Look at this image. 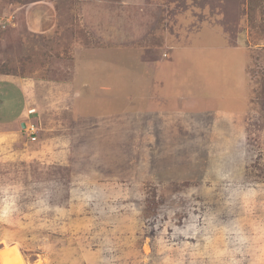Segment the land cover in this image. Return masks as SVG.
<instances>
[{
  "label": "rangeland",
  "instance_id": "obj_1",
  "mask_svg": "<svg viewBox=\"0 0 264 264\" xmlns=\"http://www.w3.org/2000/svg\"><path fill=\"white\" fill-rule=\"evenodd\" d=\"M43 1L0 0V253L264 264V0Z\"/></svg>",
  "mask_w": 264,
  "mask_h": 264
},
{
  "label": "crops",
  "instance_id": "obj_2",
  "mask_svg": "<svg viewBox=\"0 0 264 264\" xmlns=\"http://www.w3.org/2000/svg\"><path fill=\"white\" fill-rule=\"evenodd\" d=\"M44 3V4H43ZM43 3H41L42 4V6H39V7H41V8H37L36 6L34 7V8H32V7H30L28 10H27V14H29L28 16H26V17H29V18H31V17H34V19H35V17L36 18H39V19H42V23H44L45 22V24L44 25H41L40 27H43L44 26V28H47V29H50V28H55L56 26H58V24L60 23V21H62L61 20V18H60V16H58V14H57V11H56V5L54 4V3H52L51 1H47V0H45V1H43ZM35 4H37V3H35ZM42 10V11H41ZM38 11H41L39 14L41 15H38ZM35 14H37L36 16H34ZM30 25H33V24H29V22H28V24H27V26H28V28L29 29H34V27H31ZM37 27H35V29H36ZM37 30V29H36ZM98 49V47H96V48H93V49H90V50H97ZM101 50V49H100ZM112 50H114V51H117V50H119V49H114V48H112ZM109 51H111V50H109ZM163 55L165 56V54H164V52H163ZM107 56V55H106ZM78 59V58H77ZM113 60H108V61H106V63H109L110 65H111V62H112ZM93 64H96V63H93ZM92 64V65H93ZM89 65H91V64H89ZM20 80H24L22 77H21V79ZM35 81V80H34ZM137 81H139V79H137ZM162 81H163V79H162ZM164 81L165 82H167V79H164ZM139 82H141V81H139ZM76 84V83H75ZM162 85H164V82L162 83ZM81 86V85H80ZM21 89H22V92H23V99H25V108L23 109V111H22V115H23V117L25 118V119H23V120H21L22 122L23 121H27V119H26V116L24 115V111H25V109L27 108V107H29L30 105H29V99H28V97H26L27 96V91H26V88H24L23 86H22V82H21ZM162 89H164V88H162ZM161 89V91H163ZM158 89H155V87H154V91H157ZM148 98L149 97H147V98H144L145 99V101L146 100H148ZM154 98V97H153ZM154 99H156V97L154 98ZM143 102L144 103V105L146 104V102ZM155 102L157 101L158 102V100L156 99V100H154ZM27 102V103H26ZM160 102V101H159ZM160 104H161V102H160Z\"/></svg>",
  "mask_w": 264,
  "mask_h": 264
},
{
  "label": "built area",
  "instance_id": "obj_3",
  "mask_svg": "<svg viewBox=\"0 0 264 264\" xmlns=\"http://www.w3.org/2000/svg\"><path fill=\"white\" fill-rule=\"evenodd\" d=\"M24 115L27 119V121H25V130L27 131L28 136L31 137L32 141H35L38 139L39 122L36 119L40 116V110L36 105L29 106L25 109Z\"/></svg>",
  "mask_w": 264,
  "mask_h": 264
},
{
  "label": "bare ground",
  "instance_id": "obj_4",
  "mask_svg": "<svg viewBox=\"0 0 264 264\" xmlns=\"http://www.w3.org/2000/svg\"><path fill=\"white\" fill-rule=\"evenodd\" d=\"M4 252L0 253L1 264H22L23 263V261L20 258H18V253H11L9 252V249H8L7 250L8 255L5 256Z\"/></svg>",
  "mask_w": 264,
  "mask_h": 264
},
{
  "label": "trees",
  "instance_id": "obj_5",
  "mask_svg": "<svg viewBox=\"0 0 264 264\" xmlns=\"http://www.w3.org/2000/svg\"><path fill=\"white\" fill-rule=\"evenodd\" d=\"M26 15H27V13H26ZM25 25L27 26V22H25ZM2 26L4 27V25H2ZM27 29H29L28 26H27Z\"/></svg>",
  "mask_w": 264,
  "mask_h": 264
},
{
  "label": "water",
  "instance_id": "obj_6",
  "mask_svg": "<svg viewBox=\"0 0 264 264\" xmlns=\"http://www.w3.org/2000/svg\"><path fill=\"white\" fill-rule=\"evenodd\" d=\"M22 126L25 128V123L24 122L22 123Z\"/></svg>",
  "mask_w": 264,
  "mask_h": 264
},
{
  "label": "clouds",
  "instance_id": "obj_7",
  "mask_svg": "<svg viewBox=\"0 0 264 264\" xmlns=\"http://www.w3.org/2000/svg\"><path fill=\"white\" fill-rule=\"evenodd\" d=\"M25 123V121H23ZM25 126H26V123H25Z\"/></svg>",
  "mask_w": 264,
  "mask_h": 264
}]
</instances>
